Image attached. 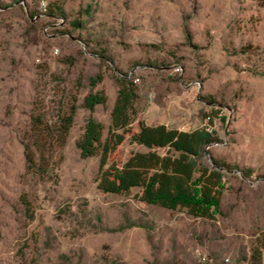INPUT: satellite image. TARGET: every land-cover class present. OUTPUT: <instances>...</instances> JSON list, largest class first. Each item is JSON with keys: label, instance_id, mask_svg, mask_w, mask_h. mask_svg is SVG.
<instances>
[{"label": "rangeland", "instance_id": "1", "mask_svg": "<svg viewBox=\"0 0 264 264\" xmlns=\"http://www.w3.org/2000/svg\"><path fill=\"white\" fill-rule=\"evenodd\" d=\"M119 73L136 125L220 138L207 157L232 171L214 220L97 188L99 157L77 142L89 118L107 136ZM73 100L53 175L30 174L31 116L52 125ZM145 151L126 143L122 158ZM262 231L264 0H0V264H249Z\"/></svg>", "mask_w": 264, "mask_h": 264}, {"label": "trees", "instance_id": "2", "mask_svg": "<svg viewBox=\"0 0 264 264\" xmlns=\"http://www.w3.org/2000/svg\"><path fill=\"white\" fill-rule=\"evenodd\" d=\"M117 85L105 139H102L103 126L89 118L77 142L83 159L99 157L97 188L114 195H126L138 189L140 202L214 220L220 213L225 176L232 171L226 162L207 157L205 149L220 143L216 132L209 126L185 132L162 124L150 126L139 122L136 125L137 86L124 73H119ZM83 103L92 111L104 105L106 97L103 93H90ZM76 109V100H73L52 125L44 124L40 114L31 116L39 138L31 145H24L30 174L53 175L56 155L67 141ZM126 143L143 146L146 151L133 152L123 160L122 148ZM25 204L28 207V202ZM249 264H264V231L256 238Z\"/></svg>", "mask_w": 264, "mask_h": 264}, {"label": "crops", "instance_id": "3", "mask_svg": "<svg viewBox=\"0 0 264 264\" xmlns=\"http://www.w3.org/2000/svg\"><path fill=\"white\" fill-rule=\"evenodd\" d=\"M150 126H153V125H150Z\"/></svg>", "mask_w": 264, "mask_h": 264}]
</instances>
